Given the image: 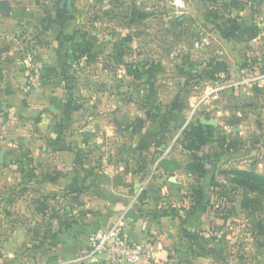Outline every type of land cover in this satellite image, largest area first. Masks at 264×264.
I'll return each instance as SVG.
<instances>
[{"label":"rangeland","instance_id":"1","mask_svg":"<svg viewBox=\"0 0 264 264\" xmlns=\"http://www.w3.org/2000/svg\"><path fill=\"white\" fill-rule=\"evenodd\" d=\"M59 1L0 0L9 4L12 14L6 20L0 10V36L18 49L22 61L28 55L43 59L58 49L69 54L65 72L77 101L76 119L84 118L83 127L96 125L99 134L111 131L103 145L86 152L99 157L103 167L108 161L116 170V162H130L124 153L128 142L121 139L119 127L127 132L131 127H151L154 121L161 125L159 117L178 99L184 109L181 118L172 123L175 127L163 124L157 132L169 134L160 141L168 140L199 106L191 120L205 117L217 122V135L225 134L239 146L218 157L215 140L210 139L201 153L216 162L209 172L220 186L209 187V207L216 219L201 241L210 255L191 258L189 264H264V199L249 210L243 208L247 192L221 174L235 168L264 174V97L253 91L255 86L264 87V0H73L69 15L59 12ZM230 18L242 26L235 38H227L218 28ZM78 44L84 48L75 53ZM117 45L125 49V60L133 67L142 70L145 63L146 69L153 67L154 78L149 79L145 70L142 78L127 76L115 63ZM212 61L226 64V72L213 74ZM222 87L226 88L218 92V99L205 100L208 89ZM181 145L174 155L186 160ZM7 167L10 188L23 192L18 207L26 240L9 243V249L0 242V264H73L75 255H65L60 243L45 239L50 230L43 219L50 215L40 185L31 183L28 175L17 183V175ZM179 178L185 182L180 195L186 197L190 180L181 174ZM62 211L64 219L71 218V210ZM2 248L10 253L8 258Z\"/></svg>","mask_w":264,"mask_h":264},{"label":"crops","instance_id":"2","mask_svg":"<svg viewBox=\"0 0 264 264\" xmlns=\"http://www.w3.org/2000/svg\"><path fill=\"white\" fill-rule=\"evenodd\" d=\"M2 13L6 20L12 16ZM8 44L0 36V151L5 155L0 161V242L5 243L2 247L5 245V249H9V243L26 240L18 207L24 196L19 187L10 188L12 177L7 169L10 165L18 177L17 183L22 182L23 175H28L33 179L31 183L40 185L41 195L48 200L46 205L50 215L49 219H43L48 220L50 230L45 239L60 243L65 255L72 257L86 252L93 231L125 216L130 239L144 244L151 255L150 262L142 264H189L191 258L204 257L198 249L208 233L206 230L216 219L209 207V187L214 177L208 167L205 178L197 183L183 169L171 175L160 167L164 159L174 158L183 166L188 161L189 156L182 147L180 150L186 160L179 159L174 152L184 142L182 133L199 106L179 126L178 133L168 140L160 141L169 134L163 132L159 136L157 132L163 124L167 126L181 118L182 105L166 119H158L161 125L154 121L151 127L144 126L141 131L131 127L127 132H122L119 127L121 139L128 142L124 153L130 162H116L119 165L116 170L108 161L103 167L99 157L95 158L86 151L98 144L103 145L111 131L99 134L96 125L83 127L84 118L76 119L77 101L65 72V61L59 59V49L35 60L41 65L42 73L45 72L42 87L35 89L28 82L29 72L18 55V49ZM260 89L264 87H253V91L264 97V90ZM80 125L83 128L74 133ZM214 127H218L217 122ZM165 132L169 133V130ZM68 133L69 137L73 133L75 138H69ZM179 174L190 180L188 185L186 183L189 193L186 197L180 195L184 192L185 182ZM173 177L175 182L170 180ZM193 185H200L205 192L203 202L196 209L192 198ZM15 207H18L17 213ZM172 208L178 211L177 216L160 217L163 211ZM63 209L71 210V218L64 219ZM185 231L198 242L186 237ZM5 249L2 253L8 258L10 253H4ZM19 249L17 246V252Z\"/></svg>","mask_w":264,"mask_h":264},{"label":"trees","instance_id":"3","mask_svg":"<svg viewBox=\"0 0 264 264\" xmlns=\"http://www.w3.org/2000/svg\"><path fill=\"white\" fill-rule=\"evenodd\" d=\"M215 16L218 17L217 13H215ZM226 25L227 27L225 28L224 26ZM61 27H63V25H61ZM218 28L227 38H235L242 31V26L239 24L238 19L232 18L225 19L224 25H221ZM62 30H60V34L58 36L59 41L62 37ZM71 41H74V38H72ZM75 46V53L83 50L84 48L83 44H78ZM115 49L118 50V53L115 57V63L125 68L127 76L139 79L143 77V71L145 70L149 76V79L152 80L154 78L156 70H154L153 67L146 69L149 66L147 63L143 65L144 69L142 70L137 66L133 67L131 63H128L125 60V49L121 47V45H117ZM63 55L65 58H63ZM67 55L69 56L67 53L62 54V50L59 49L58 56L61 61L68 60L70 56L68 57ZM88 57L95 59L92 54H89ZM211 67L212 73L215 75H220L222 72H226L227 70L226 64L220 62L215 63L212 61ZM180 102L181 100L178 99L174 101L167 112H165V114L161 115L159 118L164 120L169 115L174 114L179 109ZM148 115L150 116V113H148ZM216 132V127L202 124L201 119L191 121L182 133L184 142L181 145L183 151H185L189 156L188 161H186L185 165L183 166L174 158L164 159L160 163V167L163 169V171H165V173H170L171 175L174 171L183 169L188 175H191L197 183H199L203 178H205L208 167L216 165V162L209 161L201 155L204 147L207 146V143L210 139L216 138V155L218 157L223 156V153L226 151L238 149L237 147L239 146V143L232 141L225 134L217 135ZM221 174H224L226 177H230V180L233 184L243 188L247 192L246 199L242 203L243 208L249 210L257 203H261L262 198L264 199V174H259L253 170H241L236 168L229 170L226 169ZM211 185L215 187L220 186L217 182H215V179L211 181ZM192 194L196 209L203 202L205 198V192L200 185H193ZM253 194L258 197H252L251 195ZM260 197L262 198L260 199ZM177 215L178 211L172 208L163 211L160 217H172ZM184 233L186 237H188L193 242H198L196 240L197 238L192 237L188 231H185ZM198 251H201L204 256L210 255L211 252L210 250L206 251L203 245L198 249Z\"/></svg>","mask_w":264,"mask_h":264},{"label":"built area","instance_id":"4","mask_svg":"<svg viewBox=\"0 0 264 264\" xmlns=\"http://www.w3.org/2000/svg\"><path fill=\"white\" fill-rule=\"evenodd\" d=\"M24 67L28 70V82L39 89L43 84L41 65L28 55L23 60ZM262 78V77H261ZM260 79V77L258 78ZM222 88H210L205 100L218 99ZM236 88H238L236 86ZM87 251L74 257L73 264H142L149 263L151 255L144 244L133 242L127 232L125 216L115 223L96 229L88 239Z\"/></svg>","mask_w":264,"mask_h":264},{"label":"water","instance_id":"5","mask_svg":"<svg viewBox=\"0 0 264 264\" xmlns=\"http://www.w3.org/2000/svg\"><path fill=\"white\" fill-rule=\"evenodd\" d=\"M71 1V0H70ZM0 10L2 12H4L6 15H11V8L9 6L8 3H0ZM43 77H45V72L43 71L42 73ZM201 123L204 124V125H207V126H216V122L215 121H210V120H207L206 118H202L201 119ZM88 131H92V129H89ZM236 131H239L238 129ZM4 153L2 151H0V161L2 162L3 159H4ZM171 182H175V178H171L170 179Z\"/></svg>","mask_w":264,"mask_h":264},{"label":"flooded vegetation","instance_id":"6","mask_svg":"<svg viewBox=\"0 0 264 264\" xmlns=\"http://www.w3.org/2000/svg\"><path fill=\"white\" fill-rule=\"evenodd\" d=\"M58 9L61 14L69 15L73 12V0H60Z\"/></svg>","mask_w":264,"mask_h":264}]
</instances>
